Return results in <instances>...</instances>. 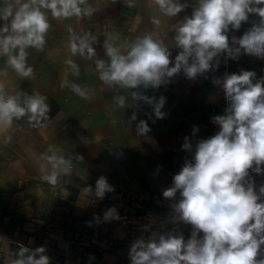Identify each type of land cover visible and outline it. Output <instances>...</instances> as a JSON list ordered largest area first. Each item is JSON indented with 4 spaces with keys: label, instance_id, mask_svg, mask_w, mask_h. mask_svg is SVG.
Segmentation results:
<instances>
[{
    "label": "clouds",
    "instance_id": "9594fccd",
    "mask_svg": "<svg viewBox=\"0 0 264 264\" xmlns=\"http://www.w3.org/2000/svg\"><path fill=\"white\" fill-rule=\"evenodd\" d=\"M117 0H110L115 4ZM134 8L137 0H122ZM158 15L150 17L156 29L162 18H174L191 8L174 27L169 47L153 32H145L133 40L120 43L121 33L111 27L102 47L106 59H96L99 36L78 25L91 19L98 11L93 0H0V133H7L15 122L25 120L33 129H42L51 122L47 97L33 91H10L6 81L9 71L21 80H34L36 72L29 63L30 50L44 53L53 21H69L66 25V58L63 59L64 78L59 87L70 88L82 100L90 101L96 89L68 79L79 78L81 68L75 57L94 61L98 80L116 95L117 108L132 107L131 100L150 106L157 119L165 118L162 111L166 99L161 95L149 97L143 90H158L183 76L195 81L209 79L221 64L238 61L242 55L264 59V0H150ZM258 17L251 27L237 37L250 17ZM172 48L179 49L173 58ZM212 83L223 92L227 107L223 115L212 117L219 131L193 143L184 137L181 148L189 156L172 184L163 190V198L170 201L169 231L144 226L142 234L129 249L130 264H264V183L257 186L251 173L264 175V76L257 79L254 71L225 72L213 77ZM122 93V94H121ZM127 93V94H124ZM137 121L133 112L130 126ZM115 123V121H113ZM136 135L147 136L151 131L145 120L136 123ZM199 129L194 126L192 136ZM11 135H4L3 146L12 143ZM75 160V163H74ZM82 157L65 155L50 145L46 153L36 157L40 179L53 188L63 190L71 183L75 164ZM81 193L103 200L114 188L105 176L95 187L85 186ZM115 207L104 212L103 221L118 220ZM100 223V217H95ZM91 226L92 222H88ZM180 224L191 225L189 238L177 230ZM202 233V235H201ZM11 241L0 236V250L8 249L6 264H51L43 246L29 248L19 244L12 251Z\"/></svg>",
    "mask_w": 264,
    "mask_h": 264
},
{
    "label": "crops",
    "instance_id": "0c3cea01",
    "mask_svg": "<svg viewBox=\"0 0 264 264\" xmlns=\"http://www.w3.org/2000/svg\"><path fill=\"white\" fill-rule=\"evenodd\" d=\"M93 3L98 11L78 27L99 36L96 59H106L102 44L111 27L121 33L120 43L151 31L173 47L174 27L184 15L191 14L188 8L177 17L162 18L161 27L156 29L150 17L158 13L150 0H137L134 8H128L122 0L115 4L110 0ZM253 21H258V17H250L239 31L230 32V38L243 35ZM68 23L53 21L44 53L30 50L29 63L36 72L34 80H21L9 71L6 83L10 91H36L47 97L51 122L45 128L33 129L21 120L9 132L0 133V236L11 241L12 251H18L19 244L33 249L45 247L51 264H130L131 243L142 234L145 238L150 235L143 232L144 226L152 222L153 229L163 231L174 227L162 219L171 211V202L162 193L171 186L173 176L189 156L181 148L184 137L189 136L195 143L219 131L211 118L223 115L227 102L212 78L222 77L225 72L238 74L248 70L259 79L264 76V59L242 55L238 61L222 63L207 80L190 81L181 74L158 90L141 89L149 97H165L162 111L166 116L157 119L150 106L143 102L134 104L127 93L124 94L132 107L117 108L113 103L116 93L102 86L94 61L75 57L81 75L78 79L68 75L72 82L94 87V99L82 100L70 88L59 87L64 78L62 61L67 55ZM171 51L174 58L179 49ZM3 63L0 59V67ZM133 112L137 113V121L129 126ZM139 120L148 123L151 131L147 136L136 135ZM194 126L199 131L192 136ZM4 135L13 138L7 147L2 144ZM50 145L65 155L82 157L75 164L71 183L64 185L63 190L40 179L36 157L44 155ZM251 175L258 190L264 175ZM100 176L106 177L114 191L103 200L84 196L80 189L89 185L94 188ZM112 207L120 218L104 222V212ZM97 216L100 223L95 221ZM88 222H92L91 226ZM175 227L185 239L189 238L191 225ZM8 251L0 250V264H6Z\"/></svg>",
    "mask_w": 264,
    "mask_h": 264
},
{
    "label": "built area",
    "instance_id": "2783aa9c",
    "mask_svg": "<svg viewBox=\"0 0 264 264\" xmlns=\"http://www.w3.org/2000/svg\"><path fill=\"white\" fill-rule=\"evenodd\" d=\"M170 212H171V211H170ZM170 212H168L167 215L164 216V217L162 218L164 221H168V216H169ZM169 223H170V222H169ZM160 231L163 232V230H161V229H160Z\"/></svg>",
    "mask_w": 264,
    "mask_h": 264
}]
</instances>
